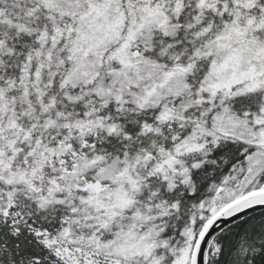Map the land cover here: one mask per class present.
<instances>
[{
  "label": "snow or ice",
  "instance_id": "snow-or-ice-1",
  "mask_svg": "<svg viewBox=\"0 0 264 264\" xmlns=\"http://www.w3.org/2000/svg\"><path fill=\"white\" fill-rule=\"evenodd\" d=\"M0 264H264V0H0Z\"/></svg>",
  "mask_w": 264,
  "mask_h": 264
}]
</instances>
